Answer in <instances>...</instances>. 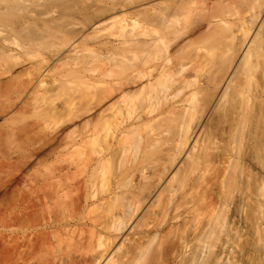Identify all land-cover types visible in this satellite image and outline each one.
Masks as SVG:
<instances>
[{"label":"bare ground","instance_id":"1","mask_svg":"<svg viewBox=\"0 0 264 264\" xmlns=\"http://www.w3.org/2000/svg\"><path fill=\"white\" fill-rule=\"evenodd\" d=\"M0 141V264H252L264 0H0Z\"/></svg>","mask_w":264,"mask_h":264},{"label":"rangeland","instance_id":"2","mask_svg":"<svg viewBox=\"0 0 264 264\" xmlns=\"http://www.w3.org/2000/svg\"><path fill=\"white\" fill-rule=\"evenodd\" d=\"M34 119L35 118H30L29 117L26 120L29 121V122H31ZM22 134H21V136H22ZM25 134L26 133H24V135L22 137L20 136L19 141H17L16 143L10 144V145H12L13 147L16 148L15 150L19 149L22 145H23L22 147L25 146L24 144H25L28 136L33 137V135L34 136L36 135L34 133H27L26 134V140H25V138H24L25 137ZM10 145H9V143H4V142H1L0 141V191L9 190L8 189L9 188V185H8L9 180L13 177L14 173L16 172V166H17V164H16L15 159H12V158H9V157H5L4 156V153H3L5 151L4 149L7 150V148ZM10 161H11V163H10ZM13 163H15V164H13ZM214 175H215V173L213 174V176ZM6 186H7V188H6ZM247 241L248 240H245V239L242 240L241 246H239V249L245 245L244 247L246 249V251H245L246 257H253L254 258V261L252 262V264H263L264 263V257H262L258 253V251L256 250L254 244H251V241L250 240H249V243H247ZM245 242H246V244H245ZM243 243H244V245H242ZM168 258H169V255L166 256V259H168ZM228 258L230 260L225 263L224 261L225 260H228L226 258L225 260H223V264H243V262L240 259H238V258L234 259L235 256H231V257H228Z\"/></svg>","mask_w":264,"mask_h":264}]
</instances>
